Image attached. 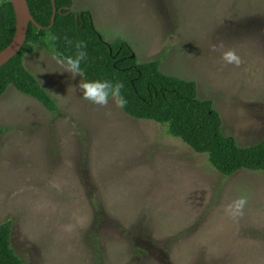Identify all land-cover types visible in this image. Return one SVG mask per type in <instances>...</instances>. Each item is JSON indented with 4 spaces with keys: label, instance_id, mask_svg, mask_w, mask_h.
<instances>
[{
    "label": "rangeland",
    "instance_id": "rangeland-1",
    "mask_svg": "<svg viewBox=\"0 0 264 264\" xmlns=\"http://www.w3.org/2000/svg\"><path fill=\"white\" fill-rule=\"evenodd\" d=\"M73 1L104 42L194 81L240 147L264 141V0ZM24 66L59 110L12 86L0 97V225L24 264H264V173L224 177L166 126L92 104L39 47Z\"/></svg>",
    "mask_w": 264,
    "mask_h": 264
},
{
    "label": "trees",
    "instance_id": "trees-1",
    "mask_svg": "<svg viewBox=\"0 0 264 264\" xmlns=\"http://www.w3.org/2000/svg\"><path fill=\"white\" fill-rule=\"evenodd\" d=\"M38 30L29 24L22 50L0 68V97L12 86L19 93L38 101L47 111L58 115V108L35 77L24 66V56L36 47L51 56H75L77 42H84L86 59L81 62L85 81H109L123 84L126 100L122 111L130 118L166 126L171 137L180 140L195 153L205 155L211 167L224 177L247 170L264 173V141L240 147L222 132L221 119L211 100L198 98L194 81L161 72V60L140 64L132 48L123 40L104 42L95 29L90 11L68 13L73 0H54L57 14L52 28L51 0H26ZM81 14L82 19L76 21ZM15 14L9 0H0V52L15 34ZM72 41L69 45L65 38ZM6 129H0V138ZM12 223L0 225V264H24L11 246Z\"/></svg>",
    "mask_w": 264,
    "mask_h": 264
},
{
    "label": "clouds",
    "instance_id": "clouds-1",
    "mask_svg": "<svg viewBox=\"0 0 264 264\" xmlns=\"http://www.w3.org/2000/svg\"><path fill=\"white\" fill-rule=\"evenodd\" d=\"M69 45L72 44V41L67 37L65 38ZM78 50L76 55L64 57L61 54H57L53 58L56 62L64 68V72H69L73 77L80 75L83 77L84 73L81 69V62L86 59V53L83 51L86 48L84 42H77L75 45ZM213 51H221V59L226 64H232L237 67L242 63L241 57L234 48L224 49V45H213ZM79 88L83 93V98L94 105L105 107L108 105L109 100L112 99L115 101L116 106L123 108L126 104V100L121 95V89L123 84L117 82L113 84L109 81H85L82 80L79 84ZM247 204V196H240L227 204L224 207V213L231 217L232 219H237L244 215V209Z\"/></svg>",
    "mask_w": 264,
    "mask_h": 264
},
{
    "label": "water",
    "instance_id": "water-1",
    "mask_svg": "<svg viewBox=\"0 0 264 264\" xmlns=\"http://www.w3.org/2000/svg\"><path fill=\"white\" fill-rule=\"evenodd\" d=\"M13 7L15 14V34L11 43L0 52V68L6 65L10 60H12L23 48L26 43L27 33L29 24L34 25L38 30H41L42 27L38 25L33 17L30 14L28 3L26 0H9ZM52 3V17L50 20V25L47 29L52 28L57 14L56 6L54 0H51ZM74 4L67 8L68 13H75L73 10ZM82 19V15L79 14L76 16V21ZM134 55H131L133 58Z\"/></svg>",
    "mask_w": 264,
    "mask_h": 264
},
{
    "label": "crops",
    "instance_id": "crops-1",
    "mask_svg": "<svg viewBox=\"0 0 264 264\" xmlns=\"http://www.w3.org/2000/svg\"><path fill=\"white\" fill-rule=\"evenodd\" d=\"M155 61V60H154ZM37 80V79H36ZM188 81V80H187Z\"/></svg>",
    "mask_w": 264,
    "mask_h": 264
}]
</instances>
